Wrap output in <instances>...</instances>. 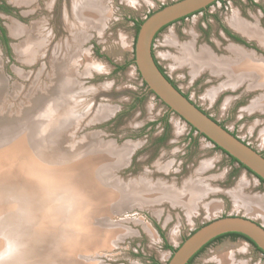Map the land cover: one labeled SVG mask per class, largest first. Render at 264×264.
<instances>
[{
    "label": "rangeland",
    "instance_id": "rangeland-1",
    "mask_svg": "<svg viewBox=\"0 0 264 264\" xmlns=\"http://www.w3.org/2000/svg\"><path fill=\"white\" fill-rule=\"evenodd\" d=\"M17 1L0 0V78L7 87L5 104L14 109L24 108L32 113L29 109L34 98L39 97L36 108L39 111L46 100L56 97L57 110L51 114V122L45 123L48 131L53 129L52 125L56 132L51 135L46 130L42 135L36 134L43 139L39 148L41 154L45 149L43 152L47 156L50 154L54 166H60L80 163L86 156L80 155L81 152L97 145L112 144L115 150L126 146L130 152L124 156V165L116 170L108 168L102 173H106L104 181L107 183L121 180L131 185L136 179L142 183L145 179L156 185L162 181L164 186L181 191L193 187L195 182L204 188L205 195L201 199L193 197V202L186 206L163 200L154 204L146 200L144 203L134 198L111 208L112 202L121 199L115 195L103 206L99 199L94 200L98 206L87 210L81 207L83 201L75 202L67 192H38L34 204L25 214L16 208L0 207V215L9 220L7 226H0V264H166L188 236L215 218L237 215L264 227L263 213L259 209L236 206L226 194L243 179L246 186L242 191L246 196L264 195V185L206 139L196 132L191 133L182 119L153 98L134 64H130L135 25L178 0H100L102 5L99 3V6L96 0H88L91 8L101 7V15L97 17L91 13L89 17L96 21H86L83 25L80 21L66 20L67 11L70 17L73 15L70 0ZM216 1L206 7V12H195L184 21L173 22L161 29L154 37L152 54L162 72L195 107L264 157V108L248 111L252 102L261 100L264 89L248 90L235 100L225 96L217 100L216 91L212 90L208 93H214L213 98L208 99L204 93L208 87L203 89L198 82L190 84L189 66L181 57V47L195 33L200 32L207 42L216 39V22L226 26L230 18L237 16L264 30V0ZM37 25L41 26L43 43L35 51L34 58L25 61L19 51L37 39L36 31L32 30ZM15 26L25 32L12 33ZM242 39L252 45L255 56L264 58V48L256 41ZM64 42L70 44L68 49L71 47L67 53ZM52 58L59 59L58 62L63 59L62 67L53 69ZM62 79L66 84L59 90ZM54 85L55 92L52 91ZM59 95L63 100L61 104ZM65 107L70 116L66 124L60 122L63 118L61 110ZM102 109L108 113L97 120ZM34 114L35 111L32 116ZM63 132L66 137L57 144V137ZM22 149L25 152L26 147ZM20 151H1L12 157L0 156V168L3 169L0 170V185L27 186L22 182L25 181L22 180L24 163H20ZM30 152L34 157L36 151ZM111 161L114 158L110 157L108 162ZM92 177H95L94 171ZM142 183L137 188H143ZM210 209L213 210L210 212ZM73 212L76 215L74 224L69 217ZM82 213L92 220L86 226L83 220L82 225L77 224ZM57 214L63 217L59 223H56ZM230 258L239 264H264L260 252L245 240L232 236L213 241L195 256L192 264H220L219 261L229 264Z\"/></svg>",
    "mask_w": 264,
    "mask_h": 264
},
{
    "label": "bare ground",
    "instance_id": "bare-ground-1",
    "mask_svg": "<svg viewBox=\"0 0 264 264\" xmlns=\"http://www.w3.org/2000/svg\"><path fill=\"white\" fill-rule=\"evenodd\" d=\"M29 2H30V0H18L17 1V3H29ZM70 3L72 6V8L70 9V12H72L73 15L70 17V14H68V11H67V14H66V17H67L66 20L67 21L75 20L77 23H79V21H80L83 25V22H86V21H91V22L96 21V20L91 19L89 17V16H91V13L92 14L94 13L95 15H97V17H98V15H101V11L99 9L101 7H99V8L97 7V9L91 8L90 5L88 4V0H70ZM99 3H100V0H96V4L98 6H99ZM100 19H101V17H100ZM98 20L99 19L97 18V21ZM63 22H66V21H63ZM229 24L232 26V28L234 30L241 33L245 37L251 38V39H256L258 41L259 45L264 48V30H260L259 28H257L256 25L253 26L251 24H246L237 17L230 18ZM40 27H41L40 25H37L38 29L34 28V27L32 28V30L33 31L35 30L37 33V37H36L37 39L35 41L31 40V42L28 43L29 44L28 47H26V48L23 47L19 51L20 56H22L25 61L30 59V57H31V59H33L35 56L34 55L35 51H38L37 50L38 47L43 43L42 42L43 36H42L41 31H40ZM70 27H72V26H70ZM23 32H25V30L23 28L16 27V26L12 27V33H14L16 35H20ZM74 36H76V35H74ZM66 40H64V41H66ZM70 41H73V40H70ZM68 44L69 43H65V45H64L65 46L64 51H66V53L68 52L67 50H69L71 48L69 46V49H68ZM169 45L173 46L171 44H169ZM57 47H58V44H57ZM189 47H191V46H189ZM189 47H187V46L181 47L180 51L184 55L185 60L187 62H189L190 65L192 66L191 72H193V73L191 75L194 76L196 71H198L202 68L203 69L209 68L212 71L214 70L215 73H220L222 71H225L226 73L229 74L228 75V79H229L228 83H230V84H228V85H235L237 83L247 81L249 88L264 89V59L256 58V56L249 54V53H246L247 51L244 52V51L238 49L237 47H232V46L227 47V51L230 54V59H219L218 57L215 58L212 54H210L206 50H201L198 54H196ZM56 53H57V51H56ZM60 53H62V52L60 51ZM54 55H55V52H54ZM60 57H61V55H60ZM226 58H228V57H226ZM58 60L59 59L56 60L55 58H52V61H54V62L51 61L54 64L52 66L53 69L54 68L59 69L62 67L64 60L62 59V61H60V62H58ZM59 78H60V75H59ZM64 84H66V80L62 79L61 83L59 84L60 86L58 87L59 90H61L63 88ZM55 86L56 85H54V88L52 90L54 92L56 90ZM5 88H7L6 84H5L4 80H1V78H0V146H1V151L7 149L9 153H15L21 149L19 155L21 157L22 162H20V163L25 164V165L23 164V169H22L23 170L22 171L23 172L22 180H25V181H22V182H25L26 183L25 185H27V186H21V185L15 186L13 184H8V185L1 184L0 185V196L1 195H3V196L1 198L0 207H4V208L8 207V208H13V209L16 208L19 211H23V214H25L26 209H30V206H32L34 204L35 198L37 197L38 192H46V193H51V194L57 193V192H67V195L71 196V198L73 200H75V202L79 203V202L83 201V203L81 204V207L86 208L87 210H91L92 208L98 206L94 200L99 199V201L102 203V206H103L108 201H110V199H112V197H114L115 195H117V197H119L121 199H119L117 202H112L110 204L111 208L115 207L116 203L120 205V203L122 204L126 200L130 201V199H131L133 201L134 198H137L140 201H144V203L146 200H147V202L149 201V203H151V204L159 203L161 200H163V201H167L173 205H175V204L181 205L182 204L183 206H186V203L189 204L190 201L193 200V197H195V199H197V197L199 199H201L200 197L202 195L203 196L205 195L204 188L201 187L200 184L198 185V183H195V182L192 183L194 185L193 187L190 186L189 188H185L187 186V184L184 187L185 189H187L186 190L187 197H185L186 195L184 196V194H185L184 190L185 189L183 190V188H182L181 191H179V190L175 191V189H173L172 187L164 186L165 184H163V183L161 184L162 181H159V180H157V181H159L160 184H157V185L151 184L152 182H149V181L147 182V180H145V179L144 180L142 179L143 183L139 182V180L136 181L137 180L136 179L134 181V184L130 183L131 185H129L128 183L124 184V183H122L121 180L118 182H113V183L108 182L107 183L106 181H104V177L106 176V173H104L105 175H103L102 173L108 168L116 170L117 168L124 165V161H125L124 156L125 155L127 156L130 152L129 148H127L126 146H124L125 147L124 149L115 150V148L112 144H108L106 146H98L97 145V146L93 147L94 149L91 148V149H89V151L87 150L85 152H83V151L81 152L80 155H83V153H84V155L86 154V156L82 157V159H80L81 160L80 163H71L70 162L71 159L69 160V158H66V159H68L70 164L69 163H63L60 166H54V162H53V159L50 157V154H49V156H47V154L43 152V151H45V149L42 151V154L39 151L40 143L42 142L43 139L40 138L39 136L36 137V134L40 133V135H42V133L44 131H46V130L48 131L47 127H45V126H47L45 123H47L48 120L51 118V114H53L57 110L56 97L52 98L51 100H48V101L46 100V103L44 104V108L40 109L39 111H37V109H36L39 105V97L37 96L38 98L37 97H36V99L34 98L31 101V106L29 109V110H32L33 112L35 111V114L32 116L33 112L28 113V109L27 110L26 109L24 110V108H20V109L15 108L14 109V107H10L7 104H5V102H6L5 93H4ZM67 91H69V88L66 89V94L68 93ZM210 91H211V89H210ZM22 95H24V94H22ZM207 95H208V99L209 98L212 99L213 98L212 96L214 95V93L211 92V93H208ZM260 98H261L260 101L256 100V101L251 103L252 106L250 107V109H248V111L252 112V111L264 108V103H263L264 95H261ZM60 99L61 100L59 103L61 104V103H63L61 96H60ZM17 102H18V100H17ZM106 113H108V111L102 109L97 116L98 117L97 120L103 119L106 116ZM46 115H47V118H43ZM61 115L63 116V118H62V116H60V117L64 120L62 121V119H61L60 122L65 123L68 119V116H69L68 108L65 107L64 109H62ZM26 116H27V118H26ZM69 118H70V116H69ZM48 127H49V123H48ZM176 127H177V125H176ZM51 128H53V129H51ZM51 128H50L51 130H49L48 132H49V134L53 135L56 132V131H54V128L56 129V127L51 125ZM65 137H66L65 133L64 132L61 133V135L57 137L56 143H57V141L61 142ZM86 145H88V144H86ZM24 147H26L25 152L22 149ZM55 147H57V146H55ZM12 149H13V151H12ZM30 150L36 151L34 157L37 158V160L34 159L33 156H31ZM1 151H0V156L3 155L5 157L11 159V157H12L11 155H4V154H2ZM110 157L114 158V161L108 162ZM49 165H51V166H49ZM0 170L3 171L2 168H0ZM68 170H70V171H68ZM93 171H94L95 177H92ZM8 178L9 177H7L5 179H8ZM52 178H54V180H56L55 178H57V180L52 181ZM105 180H106V178H105ZM141 183H142V186H144V187L143 188L142 187L137 188V186H139V184H141ZM154 183H156V182H154ZM52 184H54V185L52 186ZM192 184H190V185H192ZM245 186H246V183H244V179L240 180L239 183H237V186L235 188H233L231 191L226 192V194H228L232 198V200L236 206L246 207L247 209H251V208L259 209L261 211V214L263 213L262 217H264V195L246 196L243 194V191H242ZM133 188H137V189H133ZM139 189H140V191H139ZM35 190H36V193H35ZM3 191L4 192L7 191V192L4 193ZM79 197H80V199H79ZM81 198H83L84 200H81ZM91 202H93L92 205H91ZM139 203L141 204V202H139ZM146 204H148V203H146ZM193 204H196V202ZM2 205H4V206H2ZM190 206H188V207H190ZM179 207H181V206H179ZM214 207H212V208H214ZM73 209L74 210L76 209V203H75V208H73ZM190 210H193V209L190 207ZM211 210H213V209H210V212H211ZM46 211H47V209H46ZM188 212H189V209H188ZM2 213H4V212H2ZM209 216H211V214ZM69 217H70V221L74 224V221H76V220H74L76 218V215H74V212ZM62 219H63V217H61V214H57L56 223L61 222ZM82 220H83L84 226H86L87 224L92 222V220L89 219V216H87V215L85 216V214L83 215V213L77 219V224L82 225ZM52 221H53V218H52ZM8 222H9V220L6 217L3 218L0 215V224H1L0 226H4V225L7 226ZM173 233H175V232H173ZM231 259L232 258H230L229 264H239V262L235 263ZM58 262L59 261H57V263ZM219 262H220V264H222L221 261H219ZM226 263H227V261H226Z\"/></svg>",
    "mask_w": 264,
    "mask_h": 264
},
{
    "label": "water",
    "instance_id": "water-1",
    "mask_svg": "<svg viewBox=\"0 0 264 264\" xmlns=\"http://www.w3.org/2000/svg\"><path fill=\"white\" fill-rule=\"evenodd\" d=\"M216 0H178L149 15L136 33L133 64L148 92L171 113L193 128L212 146L218 147L237 164L264 182V157L242 143L185 98L159 70L152 54L157 33L169 24L206 9ZM235 233L247 238L264 255V227L242 216L215 218L188 236L172 253L166 264H187L207 243L218 236Z\"/></svg>",
    "mask_w": 264,
    "mask_h": 264
},
{
    "label": "flooded vegetation",
    "instance_id": "flooded-vegetation-1",
    "mask_svg": "<svg viewBox=\"0 0 264 264\" xmlns=\"http://www.w3.org/2000/svg\"><path fill=\"white\" fill-rule=\"evenodd\" d=\"M217 2H220V0H217ZM200 11L206 12L207 8L204 10H200ZM191 15H188V16H186V17H184L178 21H184V19H186L187 17H189ZM240 20L246 24H250V23H248L242 19H240ZM175 22H177V21H175ZM227 22L228 23L226 24V26L220 25L216 22V29H217L216 30V32H217L216 39L208 40V42H207V41L203 40L204 37L202 36V34L200 32H198V33H195L192 37H190V40L187 43H185L183 46L184 47L185 46H187V47L191 46L189 48L192 49L193 52L196 54H198L201 50H206L210 54H212L215 58L218 57L219 59H230V54L227 51V47H230V46L237 47L238 49H240L244 52L247 51L246 53H249V54H252L255 56L256 55L255 49H254V51H251L252 45L247 43V41L242 39L245 36L242 35L241 33L237 32L236 30H234L232 28V26L229 24V20ZM251 25H253V26L256 25L257 28H259L257 24H251ZM245 38L248 40H254L259 45V43L256 39H251V38H247V37H245ZM259 47L263 49V47H261L260 45H259ZM181 55H182L181 57H183L182 59H185L184 55L182 53H181ZM226 57H228V58H226ZM256 58L264 59L263 57H259V56H256ZM185 65L189 66L187 68V70H188L187 75L191 79L190 80L191 85L194 84V82L195 83L198 82L199 84L202 85L201 88L204 89V88L208 87V88H206V90H204V93H206L205 94L206 97H207L208 92L211 89V91L216 90L215 95H216L217 100L221 99L223 96H225L224 98L227 97L226 99H228V100H235V99H240L241 97H243L244 92L251 90V89H254V88H249L247 81H243V82L237 83L235 85H228V84H230V83H228V81H229V79H228L229 74L228 73H226L225 71H222L220 73H215L214 70L212 71L209 68H204V69L202 68V69L196 71L194 77L192 78V76H193V75H191L193 73V72H191L192 66L187 61H186ZM159 70L162 72V70L160 68H159ZM173 70H174V68L172 67V69H171L172 73H173ZM162 73L165 76V78H167V80L186 98V96L178 89V87H176L171 82V78L168 75H166V73H164V72H162ZM237 93H239V94H237ZM204 98H205V96H204ZM263 155H264V152H263ZM211 243L212 242L208 243L205 247H207ZM194 258H191L189 260L188 264H192V261Z\"/></svg>",
    "mask_w": 264,
    "mask_h": 264
},
{
    "label": "trees",
    "instance_id": "trees-1",
    "mask_svg": "<svg viewBox=\"0 0 264 264\" xmlns=\"http://www.w3.org/2000/svg\"><path fill=\"white\" fill-rule=\"evenodd\" d=\"M139 25H140V23H137L136 25H135V34L137 33V31H138V28H139ZM130 64H133V61H131V63ZM144 86H146L145 84H144ZM190 132L191 133H194V132H196L193 128H191L190 127ZM200 137H202L201 135H199ZM203 138V137H202ZM214 148L217 150V151H220L221 153H223V154H225L224 152H222L218 147H216V146H214ZM226 155V154H225ZM227 156V155H226ZM229 157V156H228ZM229 159L233 162V163H237L233 158H230L229 157ZM239 165V164H238ZM239 167H241L242 169H244L245 170V168L244 167H242L241 165H239ZM248 173H250L249 171H247ZM251 174V173H250ZM257 180L260 182V183H262L263 185H264V182L261 180V179H258L257 178ZM226 236H232V237H237V238H241V239H243V240H245L246 242H248L250 245H252L253 247H254V249L257 251V252H260L261 253V251L260 250H258L253 244H252V242H250L247 238H245V237H243L242 235H239V234H235V233H230V234H225V235H221V236H218L217 238H215V239H213V240H211L210 242H213V241H215V240H218V239H220V238H222V237H226ZM209 242V243H210ZM208 244V243H207ZM206 244V245H207ZM205 245V246H206ZM205 246H203L192 258H194L197 254H199L202 250H203V248L205 247ZM262 254V253H261ZM264 256V255H263ZM188 264V263H187Z\"/></svg>",
    "mask_w": 264,
    "mask_h": 264
},
{
    "label": "built area",
    "instance_id": "built-area-1",
    "mask_svg": "<svg viewBox=\"0 0 264 264\" xmlns=\"http://www.w3.org/2000/svg\"><path fill=\"white\" fill-rule=\"evenodd\" d=\"M217 2V1H216ZM155 41V39L153 40V42ZM154 43H152V50H153V48H154V45H153ZM143 83V82H142ZM153 98H154V96H153Z\"/></svg>",
    "mask_w": 264,
    "mask_h": 264
}]
</instances>
